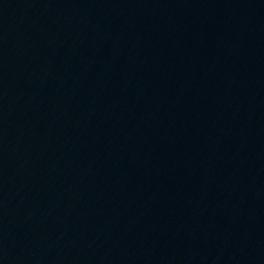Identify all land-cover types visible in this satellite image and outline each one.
I'll list each match as a JSON object with an SVG mask.
<instances>
[{"label":"water","instance_id":"1","mask_svg":"<svg viewBox=\"0 0 264 264\" xmlns=\"http://www.w3.org/2000/svg\"><path fill=\"white\" fill-rule=\"evenodd\" d=\"M0 264H264V0H0Z\"/></svg>","mask_w":264,"mask_h":264}]
</instances>
